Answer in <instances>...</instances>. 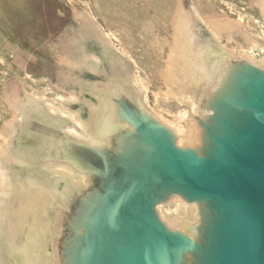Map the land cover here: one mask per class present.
Instances as JSON below:
<instances>
[{
  "label": "water",
  "instance_id": "1",
  "mask_svg": "<svg viewBox=\"0 0 264 264\" xmlns=\"http://www.w3.org/2000/svg\"><path fill=\"white\" fill-rule=\"evenodd\" d=\"M209 36L188 135L144 105L114 53L128 72L85 84L97 102L77 115L86 137L43 105L23 111L47 264H264V52Z\"/></svg>",
  "mask_w": 264,
  "mask_h": 264
},
{
  "label": "rangeland",
  "instance_id": "2",
  "mask_svg": "<svg viewBox=\"0 0 264 264\" xmlns=\"http://www.w3.org/2000/svg\"><path fill=\"white\" fill-rule=\"evenodd\" d=\"M218 2L228 16L234 17L238 11L246 18L260 20L259 10L251 7L250 0H218ZM124 3L126 12L130 14L126 18L131 19L124 18L121 23L131 31L135 41L127 48L133 56L141 60L143 66L144 62L151 63L154 54L145 41L140 42L144 31L142 23H149L157 34L165 35L169 40L173 32L172 25L166 23L161 14L165 10L164 0H125ZM228 4H234L232 11L228 9ZM180 5L184 17L191 22L190 34L193 49H209L214 40L210 38L202 22L193 17L192 0H180ZM84 8L96 16L99 25L105 30L113 29L112 25L107 26L95 13L91 0H0V38L2 39L0 43V54H2L0 55L2 56V59L0 58V86L1 84L6 86L3 90L0 87V90L7 93L11 103L20 101L25 89L24 85L18 82L15 74L24 78H27L26 75L29 78L33 77L40 87L48 81L55 92L66 95L68 91L56 87V84H61V78L59 79L57 75L56 63L66 57L68 64L63 66L65 70V74H62V77H65L63 85L65 84L68 90H70V85L75 89L76 93L73 92L76 94V100L69 107L74 111V108L76 110L78 106L80 108V113H77L79 117L83 116V113L87 115L86 112L91 111L97 104L95 97L86 88V83L102 88L107 84L109 73L126 76L128 71L118 58L114 59L113 52L109 50L103 52L105 40L101 38L100 32L90 24V14ZM239 8L244 10H239ZM78 11L85 13L84 16L76 14ZM259 23L261 24L260 21ZM253 30L260 33L259 25L255 24ZM237 38L242 41L241 37L237 36ZM136 45L140 46L141 50L136 48ZM226 45L230 47L228 43ZM8 53H11L10 58ZM100 53H103V56ZM166 54L167 48L164 49L162 57L165 58ZM260 55L257 54L256 57L259 58ZM94 56L101 57L100 61H93ZM40 58L43 60L41 61ZM103 58L106 61L113 60V65L108 67L109 61L104 63ZM7 63L10 64L11 71ZM1 91L0 107L3 118L0 119V128L2 120H7L10 116L6 112V110L10 111V108L5 99L1 98ZM54 94L51 92L48 95L53 96ZM149 101L152 103V96ZM23 103L25 104L23 111L27 106L30 107L36 103L44 106L43 101L36 102L33 99L24 100ZM167 104L173 112L178 107L174 101H169ZM146 107L151 110L148 105ZM24 121L25 119L16 125L15 132L9 136L6 144L8 152L16 156L18 162L7 159L3 163L6 168L5 181L7 183L0 191V264H47L45 260L49 253L46 237L39 232L42 225L37 220L36 212L32 211L35 199L43 195V191L34 179L37 172L30 171L29 164L22 162L25 158L22 149L29 141L22 136V130L25 128Z\"/></svg>",
  "mask_w": 264,
  "mask_h": 264
},
{
  "label": "bare ground",
  "instance_id": "3",
  "mask_svg": "<svg viewBox=\"0 0 264 264\" xmlns=\"http://www.w3.org/2000/svg\"><path fill=\"white\" fill-rule=\"evenodd\" d=\"M124 1L125 0H91L95 13L102 18L107 26H113V29L108 30H105L99 25L96 16L91 13L90 10L84 8L85 11L90 14V24L100 32L101 38L105 40V50H103V52L108 50L111 51L112 49L114 50V54H120L125 57L130 69V80L140 93L144 105H148L156 117L174 127L179 138L183 135H188L193 130V127L188 110L185 106H189L191 110L194 109L193 91L196 84L205 73L203 54L199 49H193L191 45V22L184 17L180 0H164L165 10L163 9V12L161 10L160 13L162 12L161 14H163L165 22L172 25L173 32L171 34V39H167L165 35L162 36L157 34L149 23H142L144 31L141 35L142 40L140 39V42L143 43L142 41H145L154 54L151 63L144 62L142 66L141 60L133 56L130 53V49L127 48L128 45L133 43L134 38L131 31L124 27L126 25L122 26L123 23H121V20L123 21L129 14L127 13L128 11L126 12ZM250 3L251 7H256L259 10V21L261 24L258 19L251 20L241 15L238 11L234 17L226 15L219 6L218 0H192L191 7L193 17L202 22L212 37L221 41L223 44L225 43V45L228 43L231 49H235L239 53L253 58L256 51L264 52V0H250ZM233 5L234 4L227 5L230 11L233 10ZM240 9L242 11L244 10L243 8H239V10ZM76 14L84 16L83 14L85 13L78 11ZM255 24L259 25L260 33L254 32L253 26H255ZM237 36L241 37L242 41L238 39ZM0 43H2L1 38ZM57 43L58 42H56V44ZM137 47L136 45V48ZM139 48L140 46L138 49ZM166 48L167 54L166 57L163 58L162 53ZM8 57H11V53H8ZM0 58L2 59V56H0ZM65 59H60L56 63L57 75L59 79L61 78V84H56V87L68 91L66 95L55 92L51 86L52 84L48 81H45V85L40 87L37 80L33 79V77L29 78L28 75H26L27 78H24L18 74H15L17 80L20 84L24 85L25 88L24 95L20 101L17 100L14 104L13 102L11 103L10 98L7 97V93L0 90L2 92L1 98L3 97L5 99V102L10 108V111L6 110L10 116L7 120H2L0 128V191L2 187H4V184L7 183L5 181L7 173L3 165L4 161L6 162L7 159L15 161L14 157L8 152L6 144L9 136L15 132L16 125L23 119L24 100L28 101L29 99H33L36 102L43 101L48 112L71 119L72 125L66 128L68 133L78 137L87 136L86 126L77 116V111L70 110L69 107L76 100V92L73 87L71 88V85L69 86L70 90L64 86L65 84L63 85L65 78L62 77V74H65L63 66L68 64L67 57ZM42 60L43 59H41V61ZM94 60L98 59L94 56L93 61ZM24 61L25 58L23 59V63ZM7 66L11 71L10 64L7 63ZM153 80L156 81L154 82ZM1 85L0 87L2 90L6 88L5 85ZM51 92L55 94L53 96L48 95ZM150 96H152V103L149 101ZM169 101H174V104L178 106L174 112L170 110L167 104ZM22 104L24 105L22 106ZM1 116L0 107V119L3 118ZM3 192H5V190ZM28 196H30V194H28ZM182 209V206L176 205L174 209H162V212L164 214L172 212L179 215ZM23 210L22 213L24 212Z\"/></svg>",
  "mask_w": 264,
  "mask_h": 264
}]
</instances>
